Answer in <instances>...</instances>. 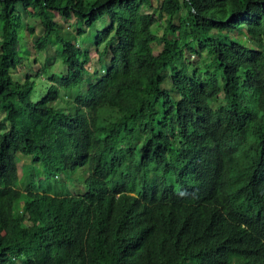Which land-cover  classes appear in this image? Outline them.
<instances>
[{
	"label": "trees",
	"instance_id": "obj_1",
	"mask_svg": "<svg viewBox=\"0 0 264 264\" xmlns=\"http://www.w3.org/2000/svg\"><path fill=\"white\" fill-rule=\"evenodd\" d=\"M0 112V264H264V0H0Z\"/></svg>",
	"mask_w": 264,
	"mask_h": 264
},
{
	"label": "rangeland",
	"instance_id": "obj_2",
	"mask_svg": "<svg viewBox=\"0 0 264 264\" xmlns=\"http://www.w3.org/2000/svg\"><path fill=\"white\" fill-rule=\"evenodd\" d=\"M57 16V14H55ZM59 21L62 23L63 26L69 27L72 31H76V29L80 26H83L84 32L79 36L81 40V46L86 49L89 52L90 61L87 63L88 72L86 74V77L84 79V85L83 88H85L88 81H92L95 77V72L97 68L100 67V62L105 61L108 57H110V51L107 52L106 56L101 58V61L98 59V54L100 49L102 48V45L98 48L95 44V35L98 30L102 29L104 26L108 25L109 20L108 18H103L93 26V27H87L83 24V22L79 23L75 17L69 18H63V17H57ZM31 20H33V17H30ZM154 31L157 34H161L164 30V19L162 18L161 21H159L157 24L153 26ZM39 33L40 30L37 27L36 33ZM37 33V34H38ZM31 41V40H30ZM50 40V45H48L44 50L37 51V60L39 63H50L51 67L50 69L53 72L62 74L63 68L60 65V59L56 55V47L57 44ZM161 48V45L158 43L153 44L154 52H158ZM15 75H18V77H21L22 71L18 70L16 72H13ZM164 83L165 86H169L167 81ZM82 88V89H83ZM221 100V99H220ZM57 108L65 109V106L63 103H56L55 104ZM3 119V113L0 112V120ZM22 157V158H21ZM20 161H19V184L22 186V189L25 190L29 186V181L31 178H35L34 181H36V184H39L45 177L47 176L45 174V169L43 167L42 162L34 163L33 168L29 166L30 159L29 156H22L20 155ZM57 179H62V176H58ZM158 226V225H156ZM159 227V226H158ZM160 228V227H159Z\"/></svg>",
	"mask_w": 264,
	"mask_h": 264
},
{
	"label": "clouds",
	"instance_id": "obj_3",
	"mask_svg": "<svg viewBox=\"0 0 264 264\" xmlns=\"http://www.w3.org/2000/svg\"><path fill=\"white\" fill-rule=\"evenodd\" d=\"M235 188H236V190L239 189V187H237L236 185H235ZM130 193L132 194V196H137L136 193H132V192H130ZM227 209H228V211H230V212H234V211H235V203H234L233 200H230V201H229L228 206H227Z\"/></svg>",
	"mask_w": 264,
	"mask_h": 264
},
{
	"label": "bare ground",
	"instance_id": "obj_4",
	"mask_svg": "<svg viewBox=\"0 0 264 264\" xmlns=\"http://www.w3.org/2000/svg\"><path fill=\"white\" fill-rule=\"evenodd\" d=\"M231 189H233V192L235 193V195H237L236 194V191H235V186L234 187H232ZM219 193H223L222 191H218ZM238 197L240 196V195H237Z\"/></svg>",
	"mask_w": 264,
	"mask_h": 264
}]
</instances>
